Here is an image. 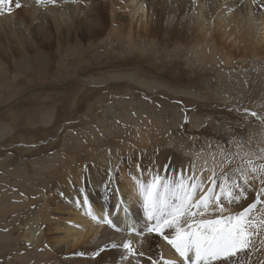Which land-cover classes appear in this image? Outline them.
<instances>
[{"label":"rangeland","instance_id":"obj_1","mask_svg":"<svg viewBox=\"0 0 264 264\" xmlns=\"http://www.w3.org/2000/svg\"><path fill=\"white\" fill-rule=\"evenodd\" d=\"M115 1L57 0L41 7L35 0H20L22 7L16 8L13 0L11 11L5 6L0 30V264H50L46 248L54 232L48 191L56 188L69 163L82 167L86 183L103 189L96 179L113 165H98L104 152H119V159L146 156L144 169H150L153 163L159 166L157 157L169 148L168 164L176 169L177 157L209 159L218 152L213 144L222 158L242 154L250 150L251 127H264L248 114L264 116L263 43L254 47L259 56H250L253 48L242 55L240 49L223 48L215 32V60L201 62L189 54L202 41L189 42L196 31L189 0L149 1L155 11L149 28L159 27L155 36L141 33V23L126 9L128 1L119 0L121 6ZM71 5L75 13L66 9ZM52 9L56 13H49ZM172 33L176 38L169 40ZM128 162L137 167L132 158ZM128 162L114 166L117 180L123 172L133 181ZM239 164L240 156H234L225 171ZM260 187L246 190V198L235 206L247 207L258 193L264 197ZM56 189L69 196L73 209L85 192L76 185ZM59 214L60 219L71 216Z\"/></svg>","mask_w":264,"mask_h":264},{"label":"snow or ice","instance_id":"obj_2","mask_svg":"<svg viewBox=\"0 0 264 264\" xmlns=\"http://www.w3.org/2000/svg\"><path fill=\"white\" fill-rule=\"evenodd\" d=\"M12 2L0 0V12L6 5L11 11ZM35 2L45 7L57 0ZM255 2L264 7V0ZM15 7H22L20 0H16ZM248 114L257 117L264 125V116H257L255 111ZM247 143H255L256 147L242 154L225 155L220 161L221 174L218 176L213 168L207 181L189 176L186 169H175L171 164L150 169L137 165L140 175L131 172L129 175L135 184L142 223L134 218L132 222L128 221L131 212L123 198V225L111 218L106 209L98 216L86 195L77 200V207L83 208L87 217L119 234L120 239H106L97 234L88 241L87 251L80 249L72 255L85 258L88 264H106L105 257L113 250H120L122 264L124 261L144 264L145 260L148 264H264V259H252L254 253L264 250V207L257 208L258 204H264V197L258 193L255 201L234 214L230 207L246 198V190L254 181H259L260 193H264V162H255L264 161V127L254 131ZM239 146L243 148L242 144ZM234 156H240V164L231 172H225L224 168L233 163ZM145 172L148 179L142 178ZM206 183L211 186L205 191ZM116 208L118 211L120 205ZM254 211L259 215H253ZM148 236L160 238L179 259L147 254L143 245Z\"/></svg>","mask_w":264,"mask_h":264},{"label":"bare ground","instance_id":"obj_3","mask_svg":"<svg viewBox=\"0 0 264 264\" xmlns=\"http://www.w3.org/2000/svg\"><path fill=\"white\" fill-rule=\"evenodd\" d=\"M126 1H128L126 9L130 12L132 19L139 20L138 23H141L142 25L140 30L141 33L155 36L159 27L156 30H151L149 28L150 23L154 21L152 20V15L155 13V11L153 9L151 10L148 6L150 0ZM187 4L193 11L191 15H194L195 17L193 26L196 29L193 39L189 42H199L202 40L199 42L198 48L190 50V56L201 62L215 60V46L211 43L212 35L215 32V37L218 42L223 48L228 49L229 52L240 49V54L243 55L244 51L251 50L253 48L252 51H254V53L250 56L260 55L254 47H257L262 43L264 44V7H261L257 2H255V0H194V2L193 0H189ZM114 5L121 6V2L117 0L114 2ZM66 9L72 10L73 13L76 12V8L72 7V5ZM3 10L4 12H0V30L2 29L4 19L7 16L5 7ZM29 10H32V8ZM48 11L49 13H56L57 9ZM173 11L175 16H177L179 13L178 8L173 6ZM181 13L183 14V11H181ZM174 20L175 19H171V23ZM76 22L78 21L76 20ZM222 29H225V31H222ZM172 34H167L169 36V40L176 38V33ZM208 34L210 35L209 38L206 37ZM125 35L128 36L130 41H132L130 31L125 32ZM260 49H262V47H260ZM216 61H218V59H216ZM259 129L261 128H255L252 126L250 132L253 133ZM167 141H170V139ZM144 144L147 146L148 141L145 140ZM213 147L217 149L218 152L210 154L209 159L206 160H197L192 158L179 159L177 157L180 165L176 169H186L187 175L200 177L202 180L207 181V177L211 174V169L215 168L217 174L221 172L220 161L224 159L219 152L220 147L215 144H213L212 148ZM248 147L250 149H254L256 146L255 143H253L251 145L248 144ZM162 152L163 154L157 157L158 165L161 168L172 160L171 149L167 148ZM103 154H105V152ZM103 154H101L98 158V165L110 166L109 164H113L111 165L112 168H110V171L112 172L111 176H109V173H100L101 178L96 179V182L100 183L103 186V189L94 185L95 183L92 184V181L86 183L88 177L82 173V167L76 163H69V165L64 169L65 171L63 172L62 180L59 181L57 186L69 188L71 185H76L77 187L82 188L85 191L83 198L85 195L88 197L98 216L106 209L109 216L121 225H123L125 219V214L122 210L124 204H121V199L123 198L131 212V216L128 217V221L132 222L134 218L136 221L142 223V213L140 212L139 205L136 202L137 197L135 184L133 181H129L128 178H125L123 172L122 175H120L119 180H117V172L114 169V166L119 164L121 167L128 162L130 158H132L133 161L138 162L137 165L145 168L148 157L136 155L134 157H128V159H125V157L119 159V152H115V155H112L111 152L108 155ZM162 161H165V163L162 164ZM153 165L155 168L154 163ZM126 167L130 172H136V176L140 175L137 167L132 166L130 162L127 163L125 168ZM204 167L206 168L205 172ZM94 171L95 170L89 172L91 180L94 179L92 178V172L95 173ZM143 177V179H148V173ZM111 183L114 185L111 186ZM210 186L211 185L206 183L205 191L207 187ZM259 186L260 184L257 180L251 183V187L249 189L256 191ZM56 188H51L53 189L51 192L48 191L49 199L51 200V205L53 207V215L52 212L48 215L50 216V232H54V237L50 239L46 248V252L49 254L48 257L50 258V264H88V261L85 258L74 256L72 253L80 249L87 251L89 247L88 241L97 234H102L103 238H111L115 240L120 239L119 234H115L108 230L105 226L98 225L95 221L91 220L90 217H87L84 214L83 208L77 207V209H73L74 204L69 202V196L65 194H58L59 191L57 192ZM108 189L111 191L110 196ZM48 204L49 202L46 203L44 209L48 208ZM118 204L120 205V209L117 211L116 206ZM235 204L230 206L233 213L242 211L246 207L245 204H240L241 207H237ZM59 212H71V216L69 215L68 219H60L56 216H60ZM77 225L79 227H76ZM60 232H62L61 237H58L57 233L60 234ZM257 241H259V237H257ZM62 244H65L66 246L63 247L61 246ZM143 250L153 257H156L158 254H162L166 259H179L170 246L155 236L147 237V242L143 245ZM252 259L254 261L264 259V250H259L254 253L252 255ZM105 261L106 264H122L120 250L111 251L106 255ZM123 264H127V261H124ZM144 264H148V262L145 260Z\"/></svg>","mask_w":264,"mask_h":264}]
</instances>
